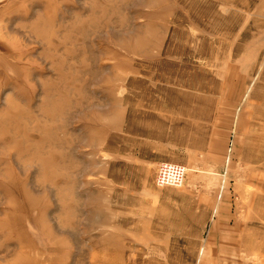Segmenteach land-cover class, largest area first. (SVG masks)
<instances>
[{
	"label": "rangeland",
	"instance_id": "obj_1",
	"mask_svg": "<svg viewBox=\"0 0 264 264\" xmlns=\"http://www.w3.org/2000/svg\"><path fill=\"white\" fill-rule=\"evenodd\" d=\"M0 264H264V0H0Z\"/></svg>",
	"mask_w": 264,
	"mask_h": 264
},
{
	"label": "built area",
	"instance_id": "obj_2",
	"mask_svg": "<svg viewBox=\"0 0 264 264\" xmlns=\"http://www.w3.org/2000/svg\"><path fill=\"white\" fill-rule=\"evenodd\" d=\"M164 170L160 174L159 185L172 187L181 186L184 181V170L179 166H163ZM162 168V169H163Z\"/></svg>",
	"mask_w": 264,
	"mask_h": 264
}]
</instances>
